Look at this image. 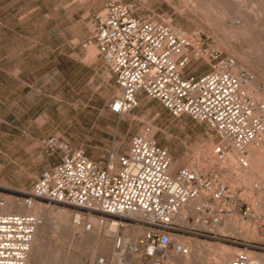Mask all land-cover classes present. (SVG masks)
Instances as JSON below:
<instances>
[{"label": "built area", "instance_id": "obj_1", "mask_svg": "<svg viewBox=\"0 0 264 264\" xmlns=\"http://www.w3.org/2000/svg\"><path fill=\"white\" fill-rule=\"evenodd\" d=\"M147 0H105L87 22V45L94 44L119 92L107 106L119 118L139 105V94L159 101L173 116L187 115L204 122L217 136L213 149L219 160L236 152V161L247 166L246 148L264 142V101H254L246 90L253 75L223 55L199 34L172 24L167 16L138 13ZM194 61L207 66L187 72ZM57 161L43 169L25 191L10 194L14 207L0 197V264H27L42 210L55 204L72 210L75 225L93 229L91 217L115 223L113 249L120 264L134 255L148 264H167L169 257H186L190 247L174 235L194 233L178 222L216 227L236 212H251L244 201H235L226 182L194 161L173 171L168 150L144 133L130 136L123 153L111 151L103 162L49 135L42 141ZM257 222L264 236V214ZM130 224L135 235L120 232ZM210 231V230H208ZM262 250L264 247L245 244ZM103 258L98 259L102 263ZM228 264H260L241 249Z\"/></svg>", "mask_w": 264, "mask_h": 264}, {"label": "rangeland", "instance_id": "obj_2", "mask_svg": "<svg viewBox=\"0 0 264 264\" xmlns=\"http://www.w3.org/2000/svg\"><path fill=\"white\" fill-rule=\"evenodd\" d=\"M237 1L247 12H259L262 20L258 24L253 20L238 24L226 19V33L246 32L245 39L227 40L232 49L225 45L223 32H219L212 13L209 17L212 11L206 6L196 9L190 3L184 9L179 0H147L137 2V6L138 13L154 18L167 16L173 25L199 34L223 55L233 57L238 66L253 75L254 84L249 81L253 94L264 101V0ZM104 2L0 0V197L8 198L27 190L42 171V156L48 154L42 144L45 138L1 132V119L7 115L4 103L23 107L32 104L34 120L48 115L59 131L55 136L100 162L111 151L125 152L130 136L135 133H144L166 148L175 168L196 158L199 165L203 160L209 162L211 157L202 151L214 148L217 136L206 123L185 114L173 116L159 101L145 96L128 115L119 118L109 112L107 100L118 92L117 88L105 82L108 71L94 77L85 65L91 56L98 54L94 44H86L87 22L102 9ZM206 69L207 66L194 61L187 72L200 73ZM231 154L236 158L235 152ZM213 160L215 163L206 169L226 182L234 200L246 202L251 212L231 214L216 227L200 226L192 220L179 222L194 233H181L174 238L187 244L191 251L186 258H175V262L170 257L167 264H228L241 249L264 264V249L245 246L264 247L263 230L257 222L258 215L264 214V168L249 161L247 166L224 161L226 164L220 167L223 162L217 157ZM46 209L54 212L55 217L49 219L45 214L49 211H45L27 264H98L101 257L109 264H120L121 255L115 252L112 237L106 234L107 218L102 222L96 218L94 229L84 230L73 223L71 209L55 204ZM124 225L121 233L134 232L130 224ZM128 259L130 264H148L140 255Z\"/></svg>", "mask_w": 264, "mask_h": 264}, {"label": "bare ground", "instance_id": "obj_3", "mask_svg": "<svg viewBox=\"0 0 264 264\" xmlns=\"http://www.w3.org/2000/svg\"><path fill=\"white\" fill-rule=\"evenodd\" d=\"M179 2H180V6L182 7V8H184V9H186V8H188L189 7V4L190 3H192L193 5H194V7L196 8V9H199V8H203V7H207L208 9H209V11H212V12H210L209 13V11L207 12V13H209V17H210V14L212 13L213 15H212V17H213V21H214V18H215V21L218 23L217 25V27L221 30V31H219V32H223L222 34L224 35V39H225V45L228 47V49H232L231 48V45L228 43L227 44V40L229 39V40H232L233 38L235 39V38H242V39H245L246 38V32L244 33H236V32H232V33H226V30L227 29H225L226 27H225V22H226V19H230V20H232L233 21V23L234 22H239L238 24H242L243 22H250V21H255L257 24L262 20V18H261V15H260V13L259 12H257V11H254V12H247L243 7H244V5H243V7H242V5L240 4V2L239 1H237V0H179ZM178 3V2H177ZM143 5V4H142ZM177 5V4H176ZM177 8H179L178 6H177ZM207 10V9H206ZM191 12V11H190ZM183 13V12H182ZM207 13H205V16H206V14ZM195 15V14H194ZM207 16H208V14H207ZM206 16V17H207ZM210 19V18H209ZM214 21V22H215ZM244 27V26H243ZM258 27V26H257ZM257 27H255L254 29H257ZM228 28V27H227ZM253 29V30H254ZM254 31H256V30H254ZM217 32V31H216ZM229 32V31H228ZM248 32V31H247ZM218 33V32H217ZM248 35H249V33H248ZM247 35V36H248ZM248 38H250V37H248ZM233 39V40H234ZM224 42V41H223ZM243 42V41H242ZM247 42V41H246ZM251 42V41H250ZM249 42V43H250ZM251 44V43H250ZM253 44V43H252ZM223 45V44H222ZM221 45V46H222ZM253 46V45H252ZM255 46V45H254ZM224 47V46H223ZM262 55V54H261ZM260 56V55H259ZM260 58V57H259ZM250 82H252V80L250 81ZM253 83V82H252ZM254 84V83H253ZM252 85L248 82L247 84H246V90H247V92H248V94L250 95V97L254 100V101H258V100H260V97H258V96H256V95H254L253 94V91H252ZM213 149L214 148H210V147H206V148H204L203 149V151H202V154L204 153V155L206 154L207 155V157H213V159L214 158H216L215 157V155H214V153H213ZM246 151H247V153L246 154H248L247 156H246V158H247V161H249V162H251L253 165L255 164V165H259L261 168H264V142L263 143H261L259 146H257V147H254V146H248L247 148H246ZM201 153V152H200ZM232 153V152H231ZM231 153H229L228 154V156L224 159V160H220L221 162H223V163H220L219 164V166L221 167L222 165H224V164H226L224 161H226L227 162V164H228V162H230V164L232 163V164H234V162L236 161V158L234 157V155H232ZM236 153V152H235ZM210 158V160H209V162L208 163H205V161H204V163H203V161H202V164L200 165L201 166V168H205L206 166L208 167V166H210V165H213V163H215V160H213V159H211ZM208 159V158H207ZM196 160V162H198L199 163V160H197V158L195 159ZM237 162V161H236ZM259 167V168H260ZM174 168H175V165H174V163H172L171 164V168H170V170L171 171H173L174 170ZM5 199H6V201L9 203V206L10 207H13V208H15L14 207V200H12V199H8V198H11V197H4ZM45 211H47V209H45V210H42V215H44V213H45ZM49 211V210H48ZM47 211V212H48ZM188 212H189V209L187 208V207H185V208H183L181 211H180V215H179V217H178V222H180V223H184V218H185V216L188 214ZM47 216H48V218L50 219V218H52V217H55L54 215V212H51V211H49L48 213H45ZM96 218H94V217H91L89 220L92 222V225H93V229H94V226H96V221H94ZM47 222V221H46ZM95 224V225H94ZM109 224V223H108ZM115 223L113 222V223H111L109 226H108V231H106V234L107 235H110V236H112V234H113V231L115 230ZM134 233V232H133ZM37 234V233H36ZM132 236V238L134 239L135 238V235L134 234H132L131 235ZM37 238V237H36ZM38 238H39V236H38ZM40 239V238H39ZM43 239V238H42ZM38 241H40V240H38ZM40 242H42V241H40ZM39 245V244H38ZM37 247V246H36ZM32 248H33V246H32ZM118 254V253H117ZM120 254V253H119ZM171 257V261H174L175 262V258H177V257H175V256H170ZM169 257V258H170ZM173 257V258H172ZM186 257H188V256H186ZM185 257V258H186ZM121 259V258H120ZM118 261V260H117ZM121 262V261H120ZM98 264H109V262L108 261H106L105 259H103L102 260V263H98Z\"/></svg>", "mask_w": 264, "mask_h": 264}, {"label": "crops", "instance_id": "obj_4", "mask_svg": "<svg viewBox=\"0 0 264 264\" xmlns=\"http://www.w3.org/2000/svg\"><path fill=\"white\" fill-rule=\"evenodd\" d=\"M85 65L86 67L91 69V72L94 77L98 76L99 72L104 73L105 71H108V80L105 81V79H102V81L112 83V86L114 88H117V91L119 92V88L115 84L114 77L111 74L108 65L106 64L102 56H100L99 54H94L90 57L88 64ZM97 78L98 77H96V79ZM142 96L144 95L139 94V99ZM33 107L34 106L32 104H27L25 107H23L22 105H19L17 103L10 102L8 103V106L6 103H4V111L7 115L6 117L4 116L1 119V121L3 122V130L1 132H20L19 135L23 134L24 136L28 137L37 136L38 139H43L49 135H55L56 133H58L59 131L56 125L54 124V121L48 115H42L37 121L34 120ZM57 156L58 152H48V154L42 156V170L53 165V163L57 161Z\"/></svg>", "mask_w": 264, "mask_h": 264}]
</instances>
